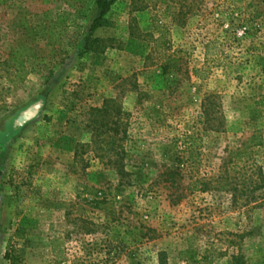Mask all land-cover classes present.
Segmentation results:
<instances>
[{
	"label": "rangeland",
	"instance_id": "1",
	"mask_svg": "<svg viewBox=\"0 0 264 264\" xmlns=\"http://www.w3.org/2000/svg\"><path fill=\"white\" fill-rule=\"evenodd\" d=\"M98 14L0 5V61L63 42L0 71V264H264V0H117L87 50Z\"/></svg>",
	"mask_w": 264,
	"mask_h": 264
},
{
	"label": "trees",
	"instance_id": "2",
	"mask_svg": "<svg viewBox=\"0 0 264 264\" xmlns=\"http://www.w3.org/2000/svg\"><path fill=\"white\" fill-rule=\"evenodd\" d=\"M43 3L56 2L58 0H42ZM70 6H77L84 8L88 5L91 0H64ZM95 3L96 9L99 11V14L92 19L90 22L89 33L85 39V49H93L94 44L99 42V38H93L94 32L101 26L104 25L105 17L111 10L112 6L117 0H93ZM1 4H7L8 0H0ZM23 30L25 31V36L18 38L13 44L10 45L5 58L3 61H0V71L5 70L9 78L20 77L21 73L27 72V62L30 60L35 61L39 59L40 61H45L46 57L40 54V43L44 40L46 43L54 45H62V38L57 36L56 29L53 25L46 26L38 20L35 19H25L22 23ZM1 59V55H0ZM45 65H47L45 63ZM5 66V67H4ZM47 67V66H46ZM264 145V138L259 134H253L250 136L246 142H244L242 148L232 152L237 158H242L243 153L251 146H261ZM201 182V181H200ZM199 183V182H198ZM202 191H208L211 188V183L209 181L202 182ZM263 187V184L260 183L256 186L255 189L259 190ZM6 257H9V254H6ZM238 259V260H237ZM236 264H240L239 258H234Z\"/></svg>",
	"mask_w": 264,
	"mask_h": 264
},
{
	"label": "water",
	"instance_id": "3",
	"mask_svg": "<svg viewBox=\"0 0 264 264\" xmlns=\"http://www.w3.org/2000/svg\"><path fill=\"white\" fill-rule=\"evenodd\" d=\"M41 106H42L41 101L32 104L30 107H28L27 109H25L24 111L20 113L19 118L17 119L16 123L25 122L27 120H30L34 116H36Z\"/></svg>",
	"mask_w": 264,
	"mask_h": 264
}]
</instances>
